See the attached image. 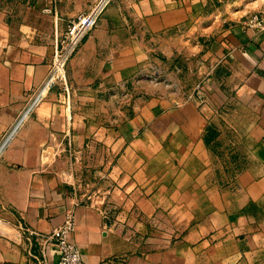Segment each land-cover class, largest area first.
<instances>
[{
    "label": "crops",
    "instance_id": "obj_1",
    "mask_svg": "<svg viewBox=\"0 0 264 264\" xmlns=\"http://www.w3.org/2000/svg\"><path fill=\"white\" fill-rule=\"evenodd\" d=\"M94 1L0 0V264H57L67 211L85 264H264V30L245 28L264 0H113L71 104L55 87L11 131ZM234 104L237 140L217 141Z\"/></svg>",
    "mask_w": 264,
    "mask_h": 264
},
{
    "label": "built area",
    "instance_id": "obj_2",
    "mask_svg": "<svg viewBox=\"0 0 264 264\" xmlns=\"http://www.w3.org/2000/svg\"><path fill=\"white\" fill-rule=\"evenodd\" d=\"M112 2L113 0H95L89 10L73 18L64 32L56 37L48 72L40 83L26 93L23 106L11 131L16 130L22 121L30 117L55 87L59 88L60 101L67 106L71 104L73 85L69 78V62ZM245 28L264 30V9L253 12L248 17ZM75 229V212L67 211L63 221L55 225L48 234L47 240L55 243L59 249L57 264H85L82 249L74 238ZM43 263L50 264L45 260Z\"/></svg>",
    "mask_w": 264,
    "mask_h": 264
},
{
    "label": "rangeland",
    "instance_id": "obj_3",
    "mask_svg": "<svg viewBox=\"0 0 264 264\" xmlns=\"http://www.w3.org/2000/svg\"><path fill=\"white\" fill-rule=\"evenodd\" d=\"M214 1L216 3V7L220 8V7H223V6H233V5L237 4L241 0H214ZM239 112H240V109H239L238 105L234 104V105H232L231 109L226 110L223 113L221 112V114H219L214 119V121H213V124H214L213 129H216V127L220 128V129H223V128L226 129V131L223 130L222 133H217L216 130H213L212 132H210V134L212 136H214V139H216L217 141L226 142L227 144L237 140V136L235 135L237 133L230 132V130H229L230 128L229 127L233 128V126H235V125H237V123H239V120H238ZM227 126H229V127H227ZM231 168L232 169H236L238 167H236V164H232ZM156 230H158V229H156Z\"/></svg>",
    "mask_w": 264,
    "mask_h": 264
},
{
    "label": "bare ground",
    "instance_id": "obj_4",
    "mask_svg": "<svg viewBox=\"0 0 264 264\" xmlns=\"http://www.w3.org/2000/svg\"><path fill=\"white\" fill-rule=\"evenodd\" d=\"M3 147H0V153L2 152ZM7 227V226H6Z\"/></svg>",
    "mask_w": 264,
    "mask_h": 264
}]
</instances>
